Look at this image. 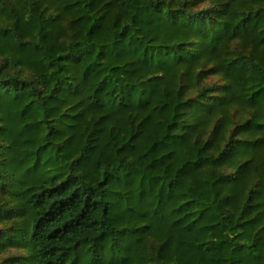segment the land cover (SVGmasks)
<instances>
[{
	"label": "trees",
	"instance_id": "obj_1",
	"mask_svg": "<svg viewBox=\"0 0 264 264\" xmlns=\"http://www.w3.org/2000/svg\"><path fill=\"white\" fill-rule=\"evenodd\" d=\"M0 264H264V0H0Z\"/></svg>",
	"mask_w": 264,
	"mask_h": 264
}]
</instances>
